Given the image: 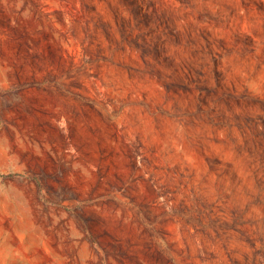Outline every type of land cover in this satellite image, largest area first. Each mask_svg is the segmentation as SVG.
Returning <instances> with one entry per match:
<instances>
[{
  "label": "rangeland",
  "instance_id": "1",
  "mask_svg": "<svg viewBox=\"0 0 264 264\" xmlns=\"http://www.w3.org/2000/svg\"><path fill=\"white\" fill-rule=\"evenodd\" d=\"M0 264H264V0H0Z\"/></svg>",
  "mask_w": 264,
  "mask_h": 264
}]
</instances>
